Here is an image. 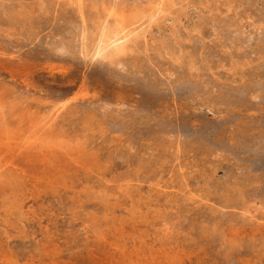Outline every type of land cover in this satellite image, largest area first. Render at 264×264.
Returning a JSON list of instances; mask_svg holds the SVG:
<instances>
[{"label":"rangeland","instance_id":"1","mask_svg":"<svg viewBox=\"0 0 264 264\" xmlns=\"http://www.w3.org/2000/svg\"><path fill=\"white\" fill-rule=\"evenodd\" d=\"M0 264H264V0H0Z\"/></svg>","mask_w":264,"mask_h":264},{"label":"bare ground","instance_id":"2","mask_svg":"<svg viewBox=\"0 0 264 264\" xmlns=\"http://www.w3.org/2000/svg\"><path fill=\"white\" fill-rule=\"evenodd\" d=\"M105 42H106V41H105ZM101 43H103V42H101ZM116 45H117V44H116ZM114 49H115V48H113V50H114ZM113 50H112V51H113ZM105 51H106V50H105Z\"/></svg>","mask_w":264,"mask_h":264}]
</instances>
